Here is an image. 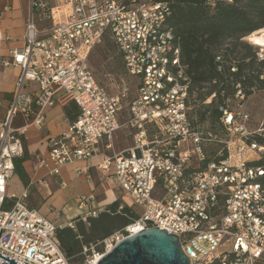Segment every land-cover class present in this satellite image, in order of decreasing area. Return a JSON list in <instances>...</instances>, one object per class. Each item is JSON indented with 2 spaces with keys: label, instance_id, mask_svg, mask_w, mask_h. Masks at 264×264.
I'll return each instance as SVG.
<instances>
[{
  "label": "built area",
  "instance_id": "1",
  "mask_svg": "<svg viewBox=\"0 0 264 264\" xmlns=\"http://www.w3.org/2000/svg\"><path fill=\"white\" fill-rule=\"evenodd\" d=\"M171 13L169 3L158 0H30L26 44L2 61L5 68L20 67V74L0 123V254L16 264H73L58 238L63 225L28 206L26 191L20 197L9 192L15 160L25 156L28 128L41 126L45 110L67 95L77 116L49 138L48 156L39 164L60 175L64 166L93 157L105 143L110 154L100 168L142 208L91 245L83 264H96L118 242L151 227L177 235L190 264H264V169L243 159L244 145L258 157L264 146L248 142L249 116L230 105L231 96L218 104V126L199 121ZM105 40L137 80L124 122L128 87L109 93L90 64L94 48ZM217 60L223 63V56ZM27 83L37 88L26 91ZM233 98L245 100L240 84ZM212 101V95L206 99ZM18 116L22 126L15 124ZM123 125L132 143L116 150L114 137ZM100 206L93 192L77 201L82 220L96 216Z\"/></svg>",
  "mask_w": 264,
  "mask_h": 264
},
{
  "label": "crops",
  "instance_id": "2",
  "mask_svg": "<svg viewBox=\"0 0 264 264\" xmlns=\"http://www.w3.org/2000/svg\"><path fill=\"white\" fill-rule=\"evenodd\" d=\"M29 15L30 0H0V99L3 100V105L0 107V123L6 117L20 74V67L5 68L2 61L12 58L26 44L25 36ZM36 88V83H27L25 87L26 91H34ZM70 103H73L71 97L59 96L55 106L45 110L42 125H32L28 128L24 142L25 156L15 160V171L9 185V192L20 197L26 191L28 195L25 203L28 206L38 209L47 218L58 222L57 224L62 220L67 221L64 223L66 226L74 223L75 239L81 242L78 248L69 245L63 235L58 238L64 252L69 257H75L82 253L81 248L88 249L87 246L93 245L96 239L92 235L96 233V228L92 225L91 219L87 224L78 221L79 196L93 192L96 195L97 204L102 205L104 202H114L118 196L121 197L125 193L112 177L111 172L100 168L104 159L110 154L105 143L100 146V151L93 157L64 166L60 175L52 174L51 166L39 164L41 158L48 156L49 138L61 134L67 128L72 114H75L69 107ZM73 108L75 109V105ZM68 112L72 113L68 114ZM15 124L22 126L24 120L18 116ZM77 169L80 172H77ZM120 205L131 208L124 203ZM52 208L58 210L55 215L48 212ZM58 213L64 215L60 222L56 221ZM128 213L124 214L129 216ZM135 216L136 214L129 216V222ZM118 226L124 225L120 223ZM118 226H113L114 230ZM63 229L69 230L65 226L61 230Z\"/></svg>",
  "mask_w": 264,
  "mask_h": 264
},
{
  "label": "trees",
  "instance_id": "3",
  "mask_svg": "<svg viewBox=\"0 0 264 264\" xmlns=\"http://www.w3.org/2000/svg\"><path fill=\"white\" fill-rule=\"evenodd\" d=\"M158 1H166L171 6L169 25L180 38L182 60L188 65L193 88L200 90L209 86L208 91L202 95L213 96V101L209 104L203 96H199V121H207L208 125L215 127L220 117L218 104L228 96L233 98L238 84L246 95L255 89L264 88V70L259 69L264 65V58L259 60L252 54L248 61L246 57L235 54L238 47L249 51L260 47L246 38L264 28V0ZM220 54L223 56V63L217 60ZM234 66L236 71L231 70ZM76 116L77 113L72 114L70 119L73 120ZM248 142L264 146V133L251 136ZM249 163L264 169V152ZM260 180L264 184V176ZM113 204L119 206L117 203ZM129 210L125 207L123 213H128Z\"/></svg>",
  "mask_w": 264,
  "mask_h": 264
},
{
  "label": "rangeland",
  "instance_id": "4",
  "mask_svg": "<svg viewBox=\"0 0 264 264\" xmlns=\"http://www.w3.org/2000/svg\"><path fill=\"white\" fill-rule=\"evenodd\" d=\"M51 2L52 4L55 3L54 1ZM231 2H233V0ZM235 54L238 55L239 57H246L248 61L251 59L252 54H254L259 60H262L263 59L262 57L264 56V46H261L259 48L254 47L251 51L246 50L245 48L238 47L236 49ZM90 64L96 75L97 81L99 82V84L105 87L109 93L118 92L122 90L124 86L128 87V93L126 98L124 99V108L122 110V115H121V121L124 122L127 116L128 103L136 95L137 80L134 79L133 77H130L126 73L120 55L118 54V51L116 50L114 44L109 40L103 41L101 44H99L97 47L94 48L90 56ZM259 69L264 70V65L260 66ZM208 87L209 86L202 88L200 90L198 88L194 89L195 91L193 94H194V98L196 99L195 102H193L194 104L196 105L200 104V99L198 98L199 96H203L202 93H206V91H208L209 89ZM208 96L209 95L204 94L203 99H207ZM229 103L232 107L237 109L238 112L243 114H248L249 117L247 119L246 125L248 130L252 133L251 136L264 133L262 132L264 131V88L255 89L250 94L246 95L245 100L242 102H240L238 99L231 98ZM73 105L75 104L70 103L69 107L73 109L75 113H77L78 109L76 105L74 109ZM205 123L208 122L206 121ZM215 126L218 125L216 124ZM131 143H132V133H130V129H128L125 125H123V127L115 134L114 148L116 150H120L129 146ZM244 146H245V151L243 153L244 160L256 159L258 157V153L255 150L249 149L248 145H244ZM237 162L238 161L236 156H233L231 159V164L235 165ZM113 203H117L119 205L121 203H124L131 206V208H129L131 209L129 210L131 211V213L130 212L128 213L130 217L136 213L138 214L142 213V208L138 204H136L128 194H124L121 197L118 196V198L114 200V202L111 203L104 202L100 206L101 210H99L98 208V212L96 216H91L87 220H82L80 216H78L79 217L78 221H80L81 223L87 224L89 222V219H91L92 225L95 226L96 233H93L92 235L96 239L93 242V244L97 243L98 241H101L103 238L112 234L116 229L120 227L118 226L120 223L125 225L130 221L128 215L124 213L116 212L117 209L114 207H117V205H114ZM108 209H110V211H108ZM48 212L51 215L52 214L55 215L58 212V210L52 208L49 209ZM60 213L56 215V221L59 222L65 215V213H62L64 214L62 216V214ZM66 222L67 221L62 220L59 224L63 225V227L65 226L66 229L69 230H64L65 229L64 228L63 229L64 232H63V230L60 229L58 232V236L63 235L64 238L68 241L69 245H73L74 248H78L81 242L80 240L75 239L76 232L74 231L75 230L74 226L73 228L70 225L66 226V224H64ZM113 226H118V227L114 230ZM87 247L88 250L86 254L84 252L85 251L84 248H81L82 253L73 257L72 259L73 264H83L87 255L92 254L93 249L91 248V245H88Z\"/></svg>",
  "mask_w": 264,
  "mask_h": 264
},
{
  "label": "water",
  "instance_id": "5",
  "mask_svg": "<svg viewBox=\"0 0 264 264\" xmlns=\"http://www.w3.org/2000/svg\"><path fill=\"white\" fill-rule=\"evenodd\" d=\"M0 258H4L2 264H16V260L2 254ZM96 264H190V261L177 235L151 227L118 242Z\"/></svg>",
  "mask_w": 264,
  "mask_h": 264
},
{
  "label": "bare ground",
  "instance_id": "6",
  "mask_svg": "<svg viewBox=\"0 0 264 264\" xmlns=\"http://www.w3.org/2000/svg\"><path fill=\"white\" fill-rule=\"evenodd\" d=\"M246 39L260 47L264 46V29L256 30L248 35Z\"/></svg>",
  "mask_w": 264,
  "mask_h": 264
}]
</instances>
